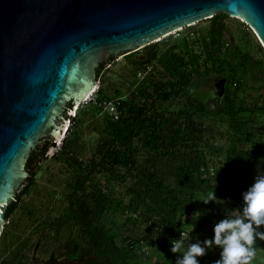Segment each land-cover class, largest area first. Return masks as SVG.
I'll list each match as a JSON object with an SVG mask.
<instances>
[{"label": "trees", "instance_id": "16d2710c", "mask_svg": "<svg viewBox=\"0 0 264 264\" xmlns=\"http://www.w3.org/2000/svg\"><path fill=\"white\" fill-rule=\"evenodd\" d=\"M225 16L216 14L207 19L208 27L194 41L200 48L198 54L188 48L189 39L181 36L161 54L159 44L152 43L144 47L143 60L128 58L126 65L136 69L155 62L160 68L158 78L148 74L125 99L119 90H114V95L120 98L114 104L118 112L115 120L102 111V102L107 99L103 88H99L92 101L94 106L90 110L81 109L73 129L60 140L50 159L68 167L71 175L66 183L69 191L64 195L65 206L52 224L53 231L58 234L70 224L83 230L85 237L83 244L64 246L66 261L96 253L112 264H141L131 247L140 240L151 243L154 237L150 233L142 238L136 235L134 239L125 236L121 242L127 245H118L115 242L118 231L113 227L115 218L126 214L124 224H130L133 231L143 224L147 232L153 227L154 231L169 235L167 241L157 237L153 241L163 255L164 264H176L181 257L171 254L170 241L173 233L177 236L181 232L182 216L193 212L190 203L196 193L211 189L226 198L240 199L238 210L242 209L241 194L252 185L256 174H264V94L258 96L260 101L247 103L251 96L241 89V78L250 77L254 67L261 71L264 83V61L249 65L248 55L232 46L222 23ZM101 74L100 71L98 80ZM193 79H220L221 91L212 97L214 103L208 102L212 94L199 90L198 85L191 86ZM178 98L180 106L173 116L154 107L156 102ZM206 112L224 118L227 146L203 140L209 133L212 137L200 119ZM88 113L91 116L101 113L102 118L96 143L90 155L82 160L81 126ZM40 143L47 150L55 147L48 139L42 138ZM47 150H34L29 155L34 166L32 178ZM206 153L213 157L210 177L203 176L207 174ZM100 173L105 178L103 188L97 184L88 186L93 176ZM31 180L21 184L15 201L8 204L3 228L13 226L11 216L21 196L28 194ZM111 182L122 185L123 194H114L107 187ZM208 217L200 215L195 221V232L200 231L201 220ZM257 231L264 232V227ZM4 236L13 240L12 233ZM255 246L258 250L252 264L256 260L264 264V241L257 239ZM219 258L205 254L199 264H215ZM0 264L12 262L0 260Z\"/></svg>", "mask_w": 264, "mask_h": 264}, {"label": "water", "instance_id": "95a60500", "mask_svg": "<svg viewBox=\"0 0 264 264\" xmlns=\"http://www.w3.org/2000/svg\"><path fill=\"white\" fill-rule=\"evenodd\" d=\"M216 14L240 18L264 50V0H0V228L32 178L29 155L62 139L102 68Z\"/></svg>", "mask_w": 264, "mask_h": 264}, {"label": "rangeland", "instance_id": "374dc122", "mask_svg": "<svg viewBox=\"0 0 264 264\" xmlns=\"http://www.w3.org/2000/svg\"><path fill=\"white\" fill-rule=\"evenodd\" d=\"M222 23L225 27V31L231 38L232 46L236 47L238 51L248 55L249 65L254 63V61H264V50L260 42L240 18L225 16L222 19ZM208 25L209 20H203L197 23H191L189 26L177 28L160 36L158 39H155V44H159L158 54H161L168 49V47L177 41V39L181 36L189 39L188 48L193 51V53L198 54L200 52V48L198 44H194V41L196 40L198 33L203 28L208 27ZM259 49H262L263 52ZM143 52L144 48L139 49L136 52L138 55L135 59L143 60ZM235 59L236 55L233 56V60ZM126 63L127 60L125 57H117L113 60L110 66L104 67L95 90L87 98L94 100L97 97L96 91L99 88H103V94L107 99V102L114 105L115 102L120 99L114 95V90H119L122 95L121 98L125 99L131 92L135 91L137 85L143 82L148 74L158 78L157 73L160 72V68L155 62L147 64L145 67L141 66L139 69H136L131 65H126ZM252 69L254 71L251 72L250 77L241 78V89L245 90L246 95L248 94L251 96L247 99V103H251L253 100L260 101L258 96L260 94H264V83L261 82V71L254 67ZM159 78L163 79L162 76ZM197 85L199 90L212 94L208 102H210V104L214 103V99H212V97L214 94H218V92L221 91L220 79H193L191 81V86ZM85 99L71 108V112L69 116H67L68 121L65 120L64 127L61 131V138H64L67 133L73 129L72 122L79 117L78 115L81 109L87 108L90 110L94 106L91 101L85 105ZM179 102V98L163 103L156 102L154 107L158 112H162L164 115L169 116V114L172 113L170 116H173L180 106ZM101 118V113L93 116L88 113L85 119H83L80 138V159L82 160H85L90 155L91 148L94 143H96ZM200 119L203 127L207 128L208 132H211L212 136L210 138L209 133V136H205L203 140L210 144L214 142V145L216 146H227V142L225 140L226 126L224 118L206 112L200 116ZM96 127L98 130H95ZM59 145L60 140L56 141L54 148H49L47 150L46 158L38 164L39 168L31 180L32 183L28 194L21 196L18 202L19 206L15 209L11 216L13 226L7 229L1 226V260H6L10 263L12 262V264H27L33 259L38 261L58 259V261H62L60 257L63 255V251L65 249L64 246L67 243H84V231L76 226L67 224L63 226L58 234L53 231L54 226H52V224L56 222V218L60 215L62 208L65 206L64 195H66L69 191L66 183L69 181L71 175L68 167L62 163L53 162L50 159L51 155L58 149ZM205 160L207 162V174H204L203 176L210 177L212 173L211 165L213 157H211L209 153H206ZM104 181L105 178L103 173L95 174L92 182L87 183V185L90 186L97 184L99 187L103 188ZM107 187L112 189L114 194L118 192L123 194L124 192V187L122 185L115 184L114 182H111ZM212 191L213 190L211 189H205L204 193H196L190 203L193 212L188 214L186 213L181 218L180 231L187 233L190 225L195 226V221L200 219L199 214L196 212H199L200 214H208V218L201 220L200 231L195 232L193 227V231L190 233L189 239H186L184 236H180L179 233L176 236L175 232L173 234L176 237L173 235V240L181 238L185 239V246L196 242H200L203 246L204 240L212 239L215 224L224 219L228 212L239 209L238 205L241 201L240 199H229L222 196L218 192H214L217 201H210L206 205L202 203L201 201L207 198ZM126 218V214L115 218V225L113 227L118 231L115 242L118 245L126 246V243L122 244L121 242L123 237L129 236L131 239H134L135 236L138 235L142 238V236L146 235V233H150V235L154 237L152 238L151 243H145V241L140 240L131 247V251L136 260L141 264H154L157 262L164 264L163 255L159 253L153 240L157 237V239L160 238L161 241H167L169 239V235L156 232L153 227H151V231L148 230L147 232V229L143 224H140L138 228L133 231L130 224H124ZM6 233L8 235L12 233V241H9L8 238L4 236H7ZM220 251L221 250L219 248L213 247L212 249L206 250V254L220 257ZM171 254L175 257H181L179 253L171 252ZM197 259L198 261H202L203 256L198 257ZM258 263L259 260H256L255 264ZM80 264L86 263L80 262Z\"/></svg>", "mask_w": 264, "mask_h": 264}, {"label": "clouds", "instance_id": "9594fccd", "mask_svg": "<svg viewBox=\"0 0 264 264\" xmlns=\"http://www.w3.org/2000/svg\"><path fill=\"white\" fill-rule=\"evenodd\" d=\"M241 195L242 209L228 212L217 222L212 239L204 240L203 246L200 242L185 246V239L181 238L170 241L171 252L181 256L176 264H199L197 258L213 247L221 250L215 264H252L258 250L256 240L264 241V232L257 231L264 227V174H256L252 185ZM210 201H217L214 191L201 202L206 205ZM193 227L190 225L189 231L180 236L189 239Z\"/></svg>", "mask_w": 264, "mask_h": 264}, {"label": "flooded vegetation", "instance_id": "af4514ba", "mask_svg": "<svg viewBox=\"0 0 264 264\" xmlns=\"http://www.w3.org/2000/svg\"><path fill=\"white\" fill-rule=\"evenodd\" d=\"M138 54L135 52V53H131V54H129V55H126V56H123V57H125V59L127 60L128 58H134L135 59V57L137 56ZM113 62V60L107 65V66H110V64ZM102 70H103V68L100 70L101 72H102ZM97 82H96V85H97V83H98V78H97V80H96ZM95 90V87L92 89V91H91V93L93 92ZM73 107V106H72ZM65 120H67V117H66V119ZM68 121V120H67ZM61 259H62V261L61 262H69V263H65V264H80V262H84V263H86V264H112V263H110L109 261H108V259H105V258H101V257H99V255L98 254H96V253H92V254H90L89 256H85V255H83L82 257H81V260H77V259H73V260H69V261H66V257L64 256V255H62L61 257H60ZM86 259V260H85ZM45 261H51V262H55V261H58V259H48V260H45ZM45 261H39V262H45ZM29 263V262H28ZM27 263V264H28Z\"/></svg>", "mask_w": 264, "mask_h": 264}, {"label": "built area", "instance_id": "2783aa9c", "mask_svg": "<svg viewBox=\"0 0 264 264\" xmlns=\"http://www.w3.org/2000/svg\"><path fill=\"white\" fill-rule=\"evenodd\" d=\"M85 100H86L84 103L85 105H87L90 101L91 102L93 101L89 98H86ZM102 111L105 112L108 116L112 117L114 120L117 119L118 117V112L116 111L115 105H113L112 103L102 102ZM180 233L183 234V232H179V235Z\"/></svg>", "mask_w": 264, "mask_h": 264}, {"label": "bare ground", "instance_id": "6f19581e", "mask_svg": "<svg viewBox=\"0 0 264 264\" xmlns=\"http://www.w3.org/2000/svg\"><path fill=\"white\" fill-rule=\"evenodd\" d=\"M88 95H89V94H88ZM88 95L86 96V98L88 97ZM84 99H85V98H84ZM84 99H83V100H84Z\"/></svg>", "mask_w": 264, "mask_h": 264}]
</instances>
